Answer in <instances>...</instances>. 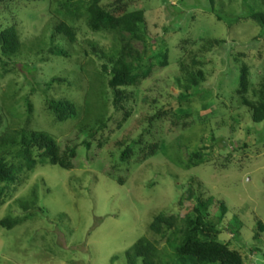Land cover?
<instances>
[{"label":"rangeland","instance_id":"obj_1","mask_svg":"<svg viewBox=\"0 0 264 264\" xmlns=\"http://www.w3.org/2000/svg\"><path fill=\"white\" fill-rule=\"evenodd\" d=\"M68 1L0 3V32L16 24L23 44L15 57L0 51L6 63L0 65V137L15 129L37 131L62 149L79 147L71 171L39 163L21 172L17 183L0 185V221H20L12 230L0 225V264H126L125 253L141 238L157 242L170 261L172 242L179 244L182 235L156 237L149 226L159 214L183 224L200 201L209 225L221 231L220 242L238 251L244 264H264V122L253 121L254 105L264 99V27L219 19L242 14L245 3L264 13V0H134L131 11L145 13L143 41L93 32L83 14L68 13ZM62 22L75 29V44L62 37L52 41ZM125 42L153 68L135 86L121 88L125 101L117 108L103 65ZM54 46L69 57L50 55ZM162 51L165 67L158 60ZM182 65L203 72L199 89L210 92L207 99L191 90V97L179 100L186 85ZM243 68L249 86L239 96ZM56 78L67 82L53 83ZM48 100L70 101L78 115L59 124ZM97 118L105 124L94 125L92 139L81 127H93ZM154 145L157 154L144 160ZM128 147L134 154L123 161ZM195 154L204 157L197 166ZM36 188L37 206L25 212L22 205L34 199Z\"/></svg>","mask_w":264,"mask_h":264},{"label":"trees","instance_id":"obj_2","mask_svg":"<svg viewBox=\"0 0 264 264\" xmlns=\"http://www.w3.org/2000/svg\"><path fill=\"white\" fill-rule=\"evenodd\" d=\"M38 1V0H36ZM74 0H69L68 13L72 17H79L81 14L86 17V23L93 32H109L116 34H126L130 36L131 41H143L147 35L145 27V13L143 11H131L134 0H114L108 5H102L104 0H79L76 4ZM248 1V0H244ZM3 0H0V3ZM249 3V2H248ZM245 8L242 14L237 17H222L221 21L234 22L236 20L246 21L252 20L264 27V13L251 12L250 5L245 3ZM73 7V9H72ZM171 7V6H170ZM171 9L175 10L174 7ZM209 12H215L214 8H209ZM57 37H62L73 45L77 41V34L75 29L65 22L58 24L52 35V41ZM130 41V42H131ZM130 42H125L122 45L121 52L117 57H110L109 64L103 65V70L109 76V88L114 93V106H118L125 101L124 92L121 88H129L137 84L138 78L142 76L147 78L152 71V64H148L145 59L139 57L138 53L131 47ZM215 43H220L216 41ZM23 49V44L20 40L17 25H11L0 32V51L6 58L20 55ZM49 54L55 57L68 58V54L64 49L54 46L50 49ZM148 58V54L145 55ZM157 57V56H156ZM131 59V61H130ZM161 67L167 66V53L161 52L158 54ZM136 64V65H135ZM192 64L198 65L193 62ZM0 65L6 67V63L0 60ZM141 69L142 73L137 74L136 71ZM182 74L185 82V92L181 94L179 100H187L191 95L188 92L195 90V94L202 93L203 99H207L210 92H203L199 89L200 84L204 81V74L200 70L193 73L190 67L182 65ZM182 78L179 79L182 82ZM53 83L63 84L67 82L61 78L53 79ZM241 88L238 91L239 96H245L248 92L249 80L246 68L242 69V76L240 81ZM101 96V97H100ZM102 94L98 99L102 100ZM47 106L55 121L59 124L66 123L73 120L78 115L77 107L74 103L61 100H48ZM103 109H106L103 103ZM31 110V108H30ZM128 115H126L127 117ZM102 117V115H101ZM253 121L256 124L264 122V99L262 98L253 108ZM105 124L104 118H97L93 127L91 125H82L83 132H90L89 137L95 139L94 130L98 124ZM104 126V125H103ZM1 127V117H0ZM84 129V130H83ZM120 145H124L121 143ZM87 150L91 149L88 142L84 143ZM78 146L66 145L62 149L57 142L46 133L30 131L28 133L22 130H10L5 132L0 137V185L7 187L18 182V175L23 171H33L36 166L41 163L59 167L63 170L71 171L78 158ZM149 151L146 152L144 160L153 157L157 154L158 146H149ZM16 151L17 155L12 161H7V157ZM132 147H128L122 153V160L127 161L133 156ZM196 161L194 166L202 162L204 157L202 155H193ZM19 160V161H18ZM18 161V162H16ZM33 198L29 204L22 205L23 210L28 212L32 208H36L38 196L37 188L33 191ZM205 204L200 201L194 205L192 214L188 215L183 224L177 216L159 214L154 218L149 226L151 235L159 237L168 231L176 232L182 235L179 244L172 242L173 256L170 261H166L161 255L157 242H151L147 238H141L137 241L131 249L125 253L126 264H177L176 260L181 262H189L190 264H244L242 255L235 250H231L227 244L218 240L221 233L216 227H212L206 220L204 213ZM222 214L226 212V207L221 206ZM33 211V210H32ZM33 215V213H32ZM20 223L18 219L12 220L7 218L0 221L2 228L12 230ZM181 225V226H180ZM260 229L264 227L260 223ZM234 234L238 231L231 230ZM236 232V233H235ZM114 260H117L115 258Z\"/></svg>","mask_w":264,"mask_h":264}]
</instances>
